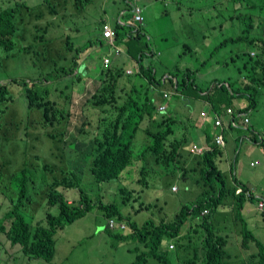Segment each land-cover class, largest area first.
Returning a JSON list of instances; mask_svg holds the SVG:
<instances>
[{
    "label": "trees",
    "instance_id": "1",
    "mask_svg": "<svg viewBox=\"0 0 264 264\" xmlns=\"http://www.w3.org/2000/svg\"><path fill=\"white\" fill-rule=\"evenodd\" d=\"M224 1H214L211 11H215V17L221 20L219 30L236 25L240 31L212 43L210 54L228 49L234 57L238 56L241 63L237 76L232 81L212 80L209 86L201 89L195 75L206 55L193 70L175 67L171 74L176 81L172 84L179 92H189L192 87L191 91L208 102L217 114L225 111L233 99L243 101L237 113H248L257 107L264 90V0ZM69 3L68 0H42L37 6H29L23 0H16L12 6L0 10V65L23 55L30 57L32 64L38 68L34 78H11L9 82H0V117L5 113L2 119L10 126L14 123L15 134L24 137L41 125V133L53 144V151H62L66 147L70 153V147L76 140L69 130L73 117L70 107L73 95L83 89L75 84L80 77L74 70L85 71L84 63L93 60L89 54L78 64V57L94 44L106 47L107 44L98 33H95L94 39H88L79 46H74L68 35H58V26L52 23V17L58 14V8L62 10ZM72 3L76 5L78 0ZM221 4H224L223 8ZM125 26L127 33L129 24L115 22L117 41L127 39L125 34L123 37L118 34V28ZM210 29L209 34L214 39L216 24ZM202 35L205 36V33ZM131 42L127 44L128 50L131 49ZM53 44L62 47L58 58L52 49ZM190 46L183 44V57L192 54ZM137 52L140 53L137 71L122 84L120 79L127 75L121 67L102 66L104 78L86 98L94 105V121L81 120L78 130L81 140L79 157L76 158L75 153L70 155L76 165L72 166L70 159L67 168L51 161L42 162L39 168L29 167L23 162L7 180L4 175L8 165L0 167V194L4 197L0 209L4 207L8 210L7 223L0 226V230L8 241L20 244L25 255L51 262L56 234L91 210L98 209L111 241L136 244L128 248L135 255L132 264H228L231 261L228 246L234 243V239L238 243V234L242 236L239 243L242 249H249V241H253L257 248L255 253L248 255L245 263L264 264L261 242L244 224L237 228L236 222L243 221L242 212L246 205L257 201L258 197L235 176L232 168L236 158L229 162L227 168V158L223 157L226 145L215 144L210 150L193 156L192 163L187 165L182 152L190 144L191 135L179 117L156 113L150 89L155 82L151 69L153 64L143 63V58L149 59L152 55L147 56L139 49ZM68 77L72 80L70 84L66 80ZM142 77L147 84L138 82L137 78ZM11 86H15L24 100L27 113L23 118L18 117L23 105L14 106ZM57 98H62V102ZM236 112L233 113L234 120ZM143 122L147 123V127H142ZM239 128L230 126V129ZM140 130H144L150 143L144 149L135 151L133 140ZM248 136L257 140L258 133L250 130ZM16 139L23 141L22 137ZM260 144L263 145L262 142ZM53 157L60 163L64 159L62 154ZM134 163L136 169L131 173ZM176 173L185 182L184 190L191 196V201L179 205L173 212L158 196L167 191L165 188L172 182L168 180V175L174 179ZM125 180L137 182L140 186H130L124 183ZM107 183L113 184L110 189L114 196L108 202L102 197L94 199L85 190L91 184ZM59 187L61 190L74 189L78 195L68 200L61 190L58 191ZM143 192L149 201L143 199ZM152 192L156 193L154 197H150ZM120 193L125 197L123 207L118 201ZM43 205V219L36 220V213ZM54 206L57 208L55 214L49 211ZM151 208L160 213L158 217L137 219L139 214ZM219 212L220 221H214L213 216ZM261 214L264 218V211ZM227 217H230V223ZM110 220L124 226H115V230H111L108 225ZM188 220L189 228L181 233V226ZM231 224L234 236L226 232ZM167 242L172 243V249ZM192 243L195 247L190 250ZM171 252L175 253L174 258Z\"/></svg>",
    "mask_w": 264,
    "mask_h": 264
},
{
    "label": "rangeland",
    "instance_id": "2",
    "mask_svg": "<svg viewBox=\"0 0 264 264\" xmlns=\"http://www.w3.org/2000/svg\"><path fill=\"white\" fill-rule=\"evenodd\" d=\"M16 0H0V10L12 6ZM27 5H39L42 0H23ZM71 3L67 4L64 9L59 10L56 16L52 20L53 24H56V32L59 36L62 34L64 36H69L70 41L74 46H79L86 42L88 39H94L95 33L99 34L100 19H104L111 23L115 21L120 22L121 24H127L128 11L126 10V1L127 0H78V4L72 3L73 0H68ZM132 1V0H130ZM143 8V35L139 40L132 41L131 44L136 46L138 49L144 50V45H148L154 52H157V55L146 59L143 58V63L151 62L156 69V77H160L162 73H167L169 71H175V67L179 69L189 68L191 70L197 67V64L200 63L201 58H207L199 66L198 71L196 72L195 79L197 85L200 88L205 89L210 85L212 80L216 81H232L237 76V68L240 66L239 57H234V55L228 51V49L216 51L214 54H210L213 50L212 43H217L220 40L232 36L240 31V27L227 26L223 27L222 30H219V23L221 20L216 18V12L212 11V6L214 1L216 2H225L224 0H135ZM53 3H55L53 1ZM224 7V4H221V8ZM215 12V13H214ZM213 13V14H212ZM211 14L213 18H211ZM51 19L50 16H46ZM56 17V18H55ZM130 19V18H129ZM216 24L215 29V38L213 39L210 36V27ZM125 27H119L118 30L121 34H124ZM194 28V29H193ZM196 30V31H195ZM205 33V36L199 34V32ZM199 34V35H197ZM183 44L191 45V52L189 56L186 54L183 57L184 47ZM121 52L117 55L110 54L108 48L105 45L94 44L93 49H85L78 57V64L82 63L85 60V57L91 52V60L89 63H84V68L86 70L82 73H78L80 80L75 82L78 87L82 86V90L73 95V101L70 107L71 114L73 115L70 121L69 130L75 136V141L73 147H70V153L68 148H63L62 151H53V144L41 133L42 126L37 125V129H32L28 136H22L15 134V124L11 126L7 123L5 119V113L1 115L0 119V162L3 160H10V163L7 167V170L4 175V179L7 180L8 177L12 174V169L20 168L21 164H25L29 167L39 168L44 161H51L56 163L58 166L64 168L68 167V161L70 159L71 165L74 166L77 162L71 158V154L75 153V157L78 158V152L80 151L81 140L79 127L81 125V120L83 121H94L95 118V108L90 102L86 101V98L90 96V93L98 85H100L104 76L101 73V64L100 61L104 58H111L110 68L121 67L124 72L126 69H131L132 72L136 69V63L134 60H131L127 57V48L126 43H121ZM53 51L55 52L56 58L57 54L62 52V47L56 46L53 44ZM61 50V52H60ZM236 50V49H235ZM194 52V53H193ZM53 53V52H52ZM179 57V54H181ZM138 56V53H137ZM233 58V59H231ZM161 62V65L159 63ZM6 64L4 67L3 65ZM38 73V68H36L30 57L18 55L16 58L6 61L0 65V82H9L11 78L17 79H31L34 78ZM176 73L179 74L178 71ZM68 83H71L70 77L66 78ZM139 83H145V79L137 78ZM127 78L122 80L126 82ZM175 82V81H174ZM160 90L164 89V85H160ZM165 89L173 94L168 101L173 103L172 109L175 113L178 114L180 120H184L187 116L188 107L197 108L203 101L200 100V96L196 92H192V87L190 91L182 90L177 95V91L173 88L172 85H168ZM10 90L14 94L15 105H23L21 112L18 113V117L23 118L26 115V108L24 100L20 97L19 91L15 86H11ZM65 91V89H62ZM67 94V92H65ZM175 95H177L175 97ZM185 95V96H184ZM58 99V98H57ZM159 96H156V100H159ZM59 102H62V98L58 99ZM231 109H236L242 100L233 99L231 101ZM233 107V108H232ZM247 116L249 117V124L247 128L239 129H227L224 133V138L226 142L225 150H223V157L227 158L230 161H233V158L239 160L247 169L254 171L256 174H260L262 180L252 179V183L255 187L260 188L264 185V174L262 170L264 168V156H262L257 146L254 148L251 154H248L244 151L245 145L252 144L248 140H242L243 136H248L250 130H254L255 133H258L257 140L264 141V90L259 97V104L254 109H251ZM198 123L201 122L200 119L196 120ZM188 122V121H186ZM185 123V122H184ZM41 126V127H40ZM187 131L191 129L197 130L200 128L198 125H193L188 122ZM33 132V133H32ZM204 133L212 139L216 134V129L209 127L208 131ZM23 138L21 139L16 138ZM16 139V140H15ZM134 150L140 151L150 143V139L147 137V134L144 130H140L136 133L134 137ZM235 142V145H234ZM190 145L187 147V150ZM63 155L64 159L60 163L55 159L54 155ZM254 154H259L258 156L253 157ZM258 160L259 163H255L252 166H249L250 161ZM185 160L187 165L189 164L190 157L186 156ZM69 164V166H71ZM136 169V164L134 163L130 172L134 173ZM235 174V169H233ZM180 173V172H179ZM178 175V174H177ZM128 179V178H127ZM131 180V179H128ZM168 180H172L169 184V187L165 188L167 191H162L161 195L158 196L161 202L166 201L168 210H173L179 207V205L189 204L191 196L186 190H184L185 182L183 180L175 179L173 180L170 175H168ZM126 184H130L133 187H139L140 184L137 182L124 181ZM110 183L104 185L91 184L88 188L85 187V190L90 195L94 196L93 198L102 197V200L108 202L111 198H114L112 195V190L109 185ZM175 184L177 186L176 191L171 190V186ZM102 187V189L98 190ZM193 189H196L194 185H191ZM64 196L68 200H72L77 192L74 189H64L61 190ZM89 191V192H88ZM116 192V191H115ZM253 193L256 194V190L253 189ZM78 195V194H77ZM142 197L144 200L149 201L143 192ZM156 193L152 192L150 197H154ZM124 194L120 193L118 196V201L120 202V207L124 206L123 197ZM3 197L0 195V203L3 202ZM253 205L258 206L257 201L253 202ZM257 209V208H256ZM258 210V209H257ZM49 211L53 214L57 212V208L50 207ZM44 212V205L38 209L37 214L42 215ZM160 214V213H159ZM158 212L154 209H150L148 212H143L137 216V219H144L146 217H158ZM220 212L213 216L214 221H220L219 217ZM243 221H237V228L239 226H246V229L252 233V235L257 238L262 244V250L264 252V228L261 227V223L257 221L252 216H257L258 219H262L261 211H244L242 212ZM198 220V219H197ZM227 222L230 223V217H227ZM7 223L6 220V209L2 207L0 209V226H3ZM104 223V219L101 215V212L98 209H93L88 212L85 217L76 221L73 225L67 226L66 234L72 233L74 230L78 232L86 231L88 228L93 229L95 224ZM190 220H188L181 229V233H185L189 228ZM233 225V224H231ZM230 226V225H229ZM228 226V227H229ZM198 229L199 226H197ZM227 227V228H228ZM225 229L222 230L224 232ZM226 232H229L230 235L234 236L233 226L230 229H227ZM59 233L56 238L59 242L68 246L67 238H64V235ZM242 240L241 235H237V241L234 239V243L228 246V252L231 256V261L228 264H241L247 262L248 255L255 253L257 251L256 244L253 241H249L250 247L245 250L240 247V241ZM114 247H109L105 244L101 236L95 235L92 239L83 238L81 242L73 247V252L65 264H132L135 260V255L133 252L128 251V248H133L135 243L126 244L122 242L115 241ZM195 247V244H190V250ZM19 254H23L21 247L18 244H12L7 241L4 233L0 230V264H22L21 258H17ZM171 257L174 258L175 253H170ZM250 258V256H249ZM35 264H54L53 262H46L42 259H35ZM58 259H56L57 261ZM113 261V262H112ZM256 264V263H248Z\"/></svg>",
    "mask_w": 264,
    "mask_h": 264
},
{
    "label": "clouds",
    "instance_id": "3",
    "mask_svg": "<svg viewBox=\"0 0 264 264\" xmlns=\"http://www.w3.org/2000/svg\"><path fill=\"white\" fill-rule=\"evenodd\" d=\"M126 6H127L126 7V10L127 11H130V13L132 14V8L134 6H139L140 7L141 5H139L135 0H132V1L127 0L126 1ZM141 15H142V20L141 21H137L135 19H132V16H130V19L128 18V20L126 22L127 24H129V29L127 30V33H125L126 30L124 32V34H125L124 36H127V39L125 41L123 40V38L121 39L122 41H124L126 43V48H127V44L131 42L130 38H135L136 40H139L141 38V36L143 35V30H142V25H143V22H144L143 21V19H144V16H143V8H142ZM115 22L120 23L118 21H115ZM104 24H107V25H110V24L109 23H102L101 26H100V28H99V34H100L101 38L104 40V42L107 44V46H108L107 48L109 50V53L107 55H110L111 53L117 55V54H119L121 52V46H120L121 43H124V42H117V40H116V38H117V32H116L115 28H113L111 25L110 26L112 27V29L114 30V33H115V36H114L113 40L110 41L108 38H105V37L103 38L102 37V33H101V29H102V27H103ZM122 25H126V24H122ZM118 34L120 35L121 33L118 31ZM121 35L123 37V34H121ZM121 40H119V41H121ZM136 40H134V41H136ZM144 48H145L144 50L139 49V50H141V52L143 54H145L147 56L148 55H152V57L154 55H157V52H154L152 50V48H150L148 45H144ZM127 51L129 52L130 50H128V48H127ZM252 54H254V53H251V55ZM187 55L189 56V54H187ZM139 56H140V53H138V56H136L135 57V60H134L135 63H136V69L133 72L129 68L126 69L125 74L127 76H123L120 79V84H122V80L123 79L132 77L133 74L137 71V59L139 58ZM100 64H101V61H100ZM110 64H111V58H110V56H109V58L102 59L101 69H102V66L104 68H107V67L110 66ZM159 65H161V62L159 63ZM151 69H152V73H153L154 78H155V82L150 85L151 98H152V100H153V102L155 104L156 113L159 114V115L174 114L175 116L179 117L178 114L175 113L173 111V109H172L173 103H169L168 104V101H169V99L171 97H173V94L170 93V92H168L165 89V87H167L168 85H172L173 86L172 81H176V79L171 74V71H169L167 73H162V75L160 77H156L155 74H156L157 71L154 68V65L151 66ZM74 72H75V74H78L79 72L82 73L84 71H81L80 69L77 68V69L74 70ZM141 79H145V78L142 77ZM140 84H147V80L145 79V83H140ZM162 84L164 85V89L163 90H160V87L159 86L162 85ZM173 88H174V86H173ZM175 91H177V90L175 89ZM179 93L180 92L177 91V95ZM177 95H175V97ZM156 96H159L160 99L159 100H156ZM200 99L202 101H205V100H203L202 97H200ZM205 103H207L209 105V110H208L209 113H207L205 111H200V112L197 113V116L196 117H193L191 115H188L182 121L185 122L184 123L185 125H187L188 122H189V123H191L193 125H198L200 127L204 124V122H210V127L212 129H216V134L212 138L213 143H211V139H208V136L205 134L206 140H207V143H208L209 146H206V145L200 146L198 143L193 142L196 139L195 130L191 129L189 131V135H191V142L189 144L190 147L188 148L189 150H187V147L189 145L186 146L183 149V152H182L183 153V156H184V159H185L186 156L190 157V161H189L188 166L192 163L193 156L198 155V154H201L203 151L210 150L213 145L217 144V145H220V146L224 147L226 145L225 138H224V131L227 130V129H230V126H232L234 128H239V127L240 128H247V125L249 124V121H250L249 120V117L247 116V113H237L236 112V110L238 109V107L240 105L236 109H234L232 107L233 110L231 109V106L226 107V110L225 111L221 112L220 114H217L215 111H213L211 109V105L208 102H205ZM228 109H230V111H228ZM189 110H190V107H188V112H189ZM235 112H236V119L234 120L233 119V113H235ZM245 118L247 119V122L244 121ZM197 119H200L201 122L198 123L196 121ZM208 119H210V120L208 121ZM189 120H191L192 122H190ZM186 121H188V122H186ZM217 121H219V124H216ZM231 122H234L236 125L233 126L231 124ZM142 127H147V123L146 122H143L142 123ZM246 139H248L250 143L252 142V139L249 136H243V140H246ZM9 163H10V160H3L2 162H0V167L3 164L9 165ZM21 166H22V164H21ZM16 170H19V167L18 168H15V169H12V171H16ZM177 174L178 173H176L175 177H176V179H179L180 176H179V174L178 175ZM173 187H174V189H173ZM87 188H88V186H87ZM100 189H101V186H100V188L98 190H100ZM60 190L61 189L59 187L58 188V191L60 192ZM171 190L172 191H176L177 190V186L175 184H173V186H171ZM7 212H8V210L6 211V217H7ZM42 219H43V214L40 215V214H37L36 213V220H42ZM111 221L113 222V225L112 226L110 225V222ZM108 225H109V228L111 230H115V226H119L120 228H122L124 226L123 223H117V222H115L113 220H110L108 222ZM107 236H108V234H107ZM108 237L111 238L110 236H108ZM55 241H56V237H55ZM16 244H18V243H16ZM18 245H20V244H18ZM20 247H21V245H20ZM169 247H170V249H172V244L169 245ZM21 251H22V248H21ZM55 251H56V244H55ZM21 255H23L25 257H28L30 259H34V260L35 259H40V258H36V257H33V256L25 255L24 253L21 254ZM51 262H53V263L55 262L54 264H57V261L55 260V253H54V256H53V259H52ZM242 264H246V263L243 262Z\"/></svg>",
    "mask_w": 264,
    "mask_h": 264
},
{
    "label": "crops",
    "instance_id": "4",
    "mask_svg": "<svg viewBox=\"0 0 264 264\" xmlns=\"http://www.w3.org/2000/svg\"><path fill=\"white\" fill-rule=\"evenodd\" d=\"M140 7L142 8V6H140ZM128 14H129L128 15V18H129L131 16L130 11H128ZM99 22H100V26L102 23H109L114 28V25H115V23H111V22L106 21L104 19H100ZM100 26H99V28H100ZM120 37H122L121 34H120ZM117 42H124V41L121 40V41H117ZM90 48H93V46ZM137 50H138V48L131 44V49L128 52L127 57L131 60H135V57L137 56ZM91 53H92V50H91V52H89V54H91ZM202 60H203V58H201L200 61H202ZM87 63H89V62H87ZM205 102L206 101H203V103L197 108H190L189 112H187V116L191 115L193 117H196L197 113L200 111H205V112L209 113L208 112L209 105ZM239 105H241V104H239ZM209 120L210 119H208V121ZM209 127H210V122H204V124L199 129H197L195 131L196 139L193 142L198 143L200 146H204V145L209 146L207 143V140H206L205 133H204V131H208ZM208 139H210V138L208 137ZM246 140H248V139H246ZM261 142L263 143V145L260 144ZM261 142H258L257 140H252V142H251L252 146L245 145L244 151H246L248 154H251L253 152L254 148L256 147L255 145H258L257 149H258L259 153L262 156H264V141H261ZM211 143H213L212 139H211ZM258 155L259 154H254L253 157L258 156ZM229 162H231V161L227 159V162H226L227 168L229 166ZM255 163H259V161L256 159L254 161H250L249 166H252ZM232 169H235V176L237 177V179L242 184L248 186L251 190H253V189L256 190L257 193L256 194L253 193V194L255 196H257L258 198L264 199V185H262L260 188H257L253 185V183L251 181L252 179L255 180L258 178H259V180H262L260 178V177H262L260 174H256L254 171H250L241 162L239 163V160H236ZM261 173L264 174V168H263ZM244 211H255L257 213L258 210L253 205V203L249 202V204L246 205V207L244 208ZM252 217H254L257 221H259L261 223V227L264 228V218L258 219L257 216H252ZM73 224H71V225H73ZM71 225H69V226H71ZM231 227H232V225H230L226 229H230ZM66 229L67 228H65V230L57 233V235L59 233H62L61 235H64V238H67V240H68L67 241L68 246L66 247V245L64 243H62L61 240L58 242L57 238H56L55 260L58 259L57 264H65V262H67L69 260L71 254L73 252V247L75 245L79 244L83 238H86L88 240V239H92L95 235H98V236H101V238L104 240L105 244H107L109 247H114L116 245L115 242L111 241V238H109L107 236V234L104 230L105 229V221H104V223H97V224H95L93 229L88 228L86 231H83V232H78V231L74 230L72 233L66 234L67 233L66 231H68ZM167 243L169 245L172 244L170 242H167ZM19 257L21 258L22 264H35L34 261H36V260H34V259H30L28 257L21 255V254H19V256L17 258H19ZM114 264H116V263L114 262Z\"/></svg>",
    "mask_w": 264,
    "mask_h": 264
},
{
    "label": "built area",
    "instance_id": "5",
    "mask_svg": "<svg viewBox=\"0 0 264 264\" xmlns=\"http://www.w3.org/2000/svg\"><path fill=\"white\" fill-rule=\"evenodd\" d=\"M142 8L139 7V6H134L132 8V19H135L137 21H141L142 20ZM101 33H102V37L104 38H108L110 41L113 40L114 36H115V33H114V30L112 29V27L110 25H107V24H104L102 29H101ZM228 111H230V109H228ZM245 122H247V119L245 118L244 120ZM216 124H219V121L216 122ZM231 124L233 126H235L236 124L234 122H231ZM174 189V187H173ZM257 203H258V206H256V208L259 210V211H264V199L263 198H258L257 199ZM110 225L112 226L113 225V222L111 221L110 222Z\"/></svg>",
    "mask_w": 264,
    "mask_h": 264
}]
</instances>
